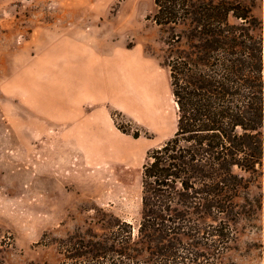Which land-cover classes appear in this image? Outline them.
<instances>
[{
    "label": "rangeland",
    "instance_id": "obj_1",
    "mask_svg": "<svg viewBox=\"0 0 264 264\" xmlns=\"http://www.w3.org/2000/svg\"><path fill=\"white\" fill-rule=\"evenodd\" d=\"M244 1L264 23V0ZM154 9L0 0V264H58V241L99 230L101 211L138 221L142 165L177 119L171 32ZM262 61L264 76V47ZM73 113L87 122L72 126ZM250 191L261 206L220 264H264V153Z\"/></svg>",
    "mask_w": 264,
    "mask_h": 264
},
{
    "label": "trees",
    "instance_id": "obj_2",
    "mask_svg": "<svg viewBox=\"0 0 264 264\" xmlns=\"http://www.w3.org/2000/svg\"><path fill=\"white\" fill-rule=\"evenodd\" d=\"M170 29L176 129L147 152L136 223L109 218L58 241V264H220L261 201L264 23L244 0H153ZM179 28L176 30V28Z\"/></svg>",
    "mask_w": 264,
    "mask_h": 264
},
{
    "label": "crops",
    "instance_id": "obj_3",
    "mask_svg": "<svg viewBox=\"0 0 264 264\" xmlns=\"http://www.w3.org/2000/svg\"><path fill=\"white\" fill-rule=\"evenodd\" d=\"M68 114H69V112H68ZM70 116L68 115V122H70V124H72V126H74V124L76 123V124H78L79 123V125H77V127L79 126V127H81V126H83V124L81 125L80 123H83V122H87V120H86V118H85V115H83V116H78V118L76 117V114L75 113H73V114H71V117L69 118ZM75 121V122H74ZM78 132V131H77Z\"/></svg>",
    "mask_w": 264,
    "mask_h": 264
},
{
    "label": "bare ground",
    "instance_id": "obj_4",
    "mask_svg": "<svg viewBox=\"0 0 264 264\" xmlns=\"http://www.w3.org/2000/svg\"><path fill=\"white\" fill-rule=\"evenodd\" d=\"M174 103H175V105H176V101H174ZM176 108H177V106H176Z\"/></svg>",
    "mask_w": 264,
    "mask_h": 264
}]
</instances>
